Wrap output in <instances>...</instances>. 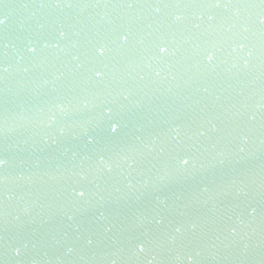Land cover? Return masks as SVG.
<instances>
[{
  "label": "water",
  "instance_id": "obj_1",
  "mask_svg": "<svg viewBox=\"0 0 264 264\" xmlns=\"http://www.w3.org/2000/svg\"><path fill=\"white\" fill-rule=\"evenodd\" d=\"M0 18V264H264V0Z\"/></svg>",
  "mask_w": 264,
  "mask_h": 264
},
{
  "label": "snow or ice",
  "instance_id": "obj_2",
  "mask_svg": "<svg viewBox=\"0 0 264 264\" xmlns=\"http://www.w3.org/2000/svg\"><path fill=\"white\" fill-rule=\"evenodd\" d=\"M5 21L3 18H0V24H3ZM161 52L165 51L164 48L160 49ZM113 130H115V127L113 128ZM0 163H2V161H0ZM184 163H187V161H184ZM141 250H143V246L141 245Z\"/></svg>",
  "mask_w": 264,
  "mask_h": 264
}]
</instances>
